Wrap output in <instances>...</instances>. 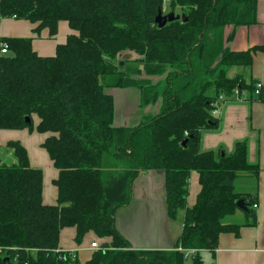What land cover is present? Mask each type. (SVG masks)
Masks as SVG:
<instances>
[{
	"label": "trees",
	"instance_id": "16d2710c",
	"mask_svg": "<svg viewBox=\"0 0 264 264\" xmlns=\"http://www.w3.org/2000/svg\"><path fill=\"white\" fill-rule=\"evenodd\" d=\"M164 2L0 0V16L32 23L35 35L47 30L54 37L61 22L72 32L46 57L32 38L0 37V130H33L37 116L36 131L51 134L43 147L59 171L57 205H45L42 171L30 166L21 143L6 145L16 161H0V264H83L60 249L65 228L76 229L77 244L90 232L111 239L84 264H206L201 251L215 252L220 235L256 225V196L235 189L242 173H260L248 161V140L230 154L202 151L201 142L203 132L219 127L221 96L235 100L237 90L238 99L257 96L264 104L257 81L228 76L232 67H251L264 45L232 51L225 42L234 33L224 34L228 26L258 24L259 0H171V11L179 8L187 22L159 29ZM126 53L138 57L120 60ZM129 86L140 89L143 108L158 110L136 126H116L106 89ZM152 170L164 172L168 216L185 212L171 251L134 250L116 227L134 181ZM192 171L201 192L188 207Z\"/></svg>",
	"mask_w": 264,
	"mask_h": 264
},
{
	"label": "crops",
	"instance_id": "0c3cea01",
	"mask_svg": "<svg viewBox=\"0 0 264 264\" xmlns=\"http://www.w3.org/2000/svg\"><path fill=\"white\" fill-rule=\"evenodd\" d=\"M258 21V24L251 26L226 27L225 38L232 32L234 36L232 40L225 42V46L232 51L241 52L264 45V0L258 2ZM61 25L62 22L59 24L57 35L51 37L47 30L35 35L33 33L34 25L26 20L4 18L0 19V37L32 38L33 49L40 56H53L56 53L57 45L64 43L67 36L72 33L68 27L59 34ZM234 72L235 74H233ZM228 76L232 78L239 76L246 82L255 80L264 87V53L255 54L251 67L230 68ZM133 91L135 92L134 95L136 94L141 99L140 91L135 88ZM114 100L116 105L115 125L130 126L127 125L126 119L131 120L135 117L130 116L129 111H126V119L125 117L120 118L117 110V97L114 96ZM125 102L131 105L129 99L126 98ZM129 106L124 105L123 107L128 109ZM215 114L220 120L219 127L217 130L203 132L201 149L202 151H211L223 148L230 154L234 151L237 141L248 140V161L250 164L259 165L260 173L257 178L248 174L242 175L245 174L242 173L237 181L247 180L251 184L248 188L252 191L250 195L256 196L258 200L257 207L253 206L256 214V225L243 227L239 236L234 234L220 235L215 252L205 250L201 251V255L206 264L214 260L215 264H264V104L257 100V96L248 101L247 96L243 94L242 99L228 100L222 105L220 111L216 110ZM33 120V130H0V161L14 163L16 158L13 152L3 151V149L9 142L21 143L27 151L30 166L42 171L43 203L45 205H57L58 190L54 181L58 178L59 171L43 147L45 140L51 134L37 132L36 127L40 119L34 116ZM237 181L235 189L238 192ZM241 191L238 193H242ZM200 192L199 174L192 171L189 180L188 207H193L196 204ZM184 213L181 211L176 220H172L168 216L164 172L152 170L142 173L134 181L132 201L128 206L117 211L116 227L122 236L130 242L134 250L171 251L175 249L182 234ZM75 236V228L63 229L59 247L63 251L76 253L80 262L84 264L97 251L91 248V244L97 241L92 233H88L83 243L76 246ZM102 240L105 243L111 241V239ZM187 254L191 255L192 252Z\"/></svg>",
	"mask_w": 264,
	"mask_h": 264
},
{
	"label": "rangeland",
	"instance_id": "374dc122",
	"mask_svg": "<svg viewBox=\"0 0 264 264\" xmlns=\"http://www.w3.org/2000/svg\"><path fill=\"white\" fill-rule=\"evenodd\" d=\"M169 12H171V0H165V2H164V8H163V14H168ZM175 12H176V14H180V10H178V9H176ZM0 19H4V18L0 16ZM62 25L60 27L59 34H61L64 30H66L69 27V25H68L67 22H62ZM126 55L128 57H132V58L138 57V56H135L133 53L132 54L131 53H126ZM121 58L122 59H120V60H123V56ZM139 67L141 69L144 68L143 65H141ZM233 74H235V72ZM115 81H116L115 79L112 80L111 81V84H114ZM133 88L140 90L139 88H137L135 86H129V87H124V88H113V87H110V88H107L106 89V92L107 93L112 94L113 97L115 96V98L117 97V103H118V109L117 110H118V116L120 118L121 117L122 118L125 117V119H126V116H127V114H125L126 111H129L128 113H130V116L135 117V118H133L131 120L126 119L127 125H130V126H136L142 120H144L145 117H146V115L148 114L147 109L149 107V106H147L146 108L145 107L143 108V106H141V101H140V105H139V100H141V99H139V97L136 94L134 95L135 92L133 91ZM116 89H119V90L118 91H114ZM210 93H213V91H210ZM126 98L129 99V101L131 102V105L128 104V102H125V99ZM124 105L125 106H129L130 105V106L128 107V109H124V107H123ZM150 106H152V105H150ZM152 108L153 109L152 110L150 109L149 112H151V111L157 112V106H152ZM3 151H10L11 153L13 152L12 149H10L8 147L4 148ZM242 175H247V174H242ZM237 184H238V189H237L238 192L240 190H242L241 192L242 193H245V194L252 193V191L250 189H248L249 188V185H251V184L248 183L247 180L241 179V180H239V182L237 181ZM254 187H255V183H254ZM90 233H92V235L95 237L96 241L100 245L103 246V243H105V242H103V240L100 239L99 237H97L96 234H94L93 232H90ZM81 244H77L75 242V245L76 246H80ZM76 248H79V247H76ZM187 264H189V262Z\"/></svg>",
	"mask_w": 264,
	"mask_h": 264
},
{
	"label": "water",
	"instance_id": "95a60500",
	"mask_svg": "<svg viewBox=\"0 0 264 264\" xmlns=\"http://www.w3.org/2000/svg\"><path fill=\"white\" fill-rule=\"evenodd\" d=\"M182 20L184 22H187V18L184 14H176L175 12L171 11L168 14H163L162 11L158 13V15L155 18V23L158 26L159 29L164 28L167 24ZM132 54V53H131ZM132 59V57H128L126 54L123 56V60ZM124 64V61L121 62V66ZM151 109V106L148 107L147 112ZM158 109V105H157ZM29 121V120H28ZM237 206L239 209L246 211L247 208L244 206V201L240 200L237 202Z\"/></svg>",
	"mask_w": 264,
	"mask_h": 264
},
{
	"label": "built area",
	"instance_id": "2783aa9c",
	"mask_svg": "<svg viewBox=\"0 0 264 264\" xmlns=\"http://www.w3.org/2000/svg\"><path fill=\"white\" fill-rule=\"evenodd\" d=\"M7 45H4V47L2 48V50H1V52H2V54H6L7 53ZM261 88H262V85L260 84V83H258L257 84V90H256V94H259V91L261 90ZM235 99H238V95H239V92L236 90L235 91ZM229 99H227L226 97H224V96H221L220 97V101H222L223 103H226L227 101H228ZM255 208L257 207V205H255L254 206ZM91 248L92 249H94V250H101V249H103V246L102 245H100L99 243H97V242H93L92 244H91Z\"/></svg>",
	"mask_w": 264,
	"mask_h": 264
}]
</instances>
